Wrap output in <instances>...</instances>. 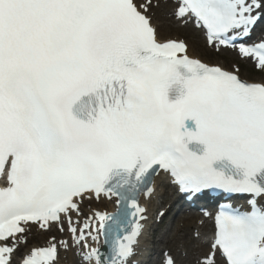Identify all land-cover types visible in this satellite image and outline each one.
I'll list each match as a JSON object with an SVG mask.
<instances>
[{"label": "bare ground", "instance_id": "1", "mask_svg": "<svg viewBox=\"0 0 264 264\" xmlns=\"http://www.w3.org/2000/svg\"><path fill=\"white\" fill-rule=\"evenodd\" d=\"M153 3L150 6V15L153 17V23L157 27V34L158 38L162 42H166L169 40H176L175 38L170 37L171 33L174 34H182L184 37L188 39V54L191 55L194 58L201 59V56H205L208 52H206L203 49L202 46V40L200 39L199 33L192 29L191 27H181L178 23H176L175 20H173L172 24H168L167 21V15L169 14L168 7L162 3L159 2V5L157 8H154V3L158 2V0H152ZM146 0H136V3L138 5L145 4ZM228 53L231 57H235L234 54L231 52L227 51L224 52V54ZM222 65H225L224 62L221 63ZM219 66V64H216ZM221 65V66H222ZM255 83H262V81H257ZM162 178H159L157 182H161ZM113 208V204L110 202H102V203H89V202H84V204L81 205L79 212L70 214L67 216L66 219L61 221L60 225H56L55 228L59 229L60 227L62 228L61 231H57L54 229L52 226H50L51 230L50 233H45V232H40L38 229L31 227V230L29 232H25L26 235L25 237L27 238V243H22L20 239L16 240L13 242V245L16 246V250L18 249L19 254H23L24 252H30L33 248L39 247V246H45L48 247L50 245L51 239L55 237V239L58 238L60 241L63 242L64 246L68 247V244L65 240L67 237L68 239L70 238L72 242V235L74 237L79 233L84 231V226L86 225V222L90 225L91 223L97 221V212L98 211H107V209ZM193 220L194 217L185 218L182 220L183 225L179 224V226H175L173 229V235L172 238L175 242H180L183 245V249H188L190 257L188 258L187 262L191 263L192 256L194 253H203L206 250V245L201 241H196L194 239L190 238V232L193 227H197L195 224L196 221L192 222V224H188L187 220ZM94 220V221H93ZM92 221V222H91ZM207 224L202 227V228H194L198 229V233H201L203 236H205L204 232L208 229ZM182 235H179L178 233H181ZM51 234H54L55 236H51ZM84 236L86 234H83ZM88 236V235H87ZM96 235L94 234V237L91 238V241L93 242L90 243L91 247H97L98 242H96ZM50 240V242H48ZM193 245H196L195 248H192ZM172 248L173 252L176 253L177 248L175 245ZM33 251V250H32ZM63 258L65 261L62 264H78L76 257L73 255L72 252H66L62 253ZM95 254V252H93Z\"/></svg>", "mask_w": 264, "mask_h": 264}, {"label": "rangeland", "instance_id": "2", "mask_svg": "<svg viewBox=\"0 0 264 264\" xmlns=\"http://www.w3.org/2000/svg\"><path fill=\"white\" fill-rule=\"evenodd\" d=\"M170 37L178 38V39L184 38L183 35L180 34V33L179 34H177V33L176 34L171 33ZM185 40L188 41V39L186 37H185ZM202 46H203V49L206 52H208L205 56H201V58H202L203 61L209 62V63H212V64H220L221 63V58H222L221 55L216 54L213 51H207L206 50L207 47L205 46L204 43H202ZM234 63L237 64V66L239 65V67L242 66V65H244V67L246 66L242 70V75H241L244 79H247L249 81H257V80L260 81L261 80V79H259V77H257L258 73L254 72L253 69H252V71H249L248 70L251 67L249 63H242L241 61L238 62L237 60L230 59L229 61H227V64H226L225 68L228 69V70L233 69L232 68V64H234ZM164 234L165 233L162 230L156 231L155 232V236H154V240L157 242L158 239H160L161 237L164 238ZM155 241H154V247H156V245H155L156 242Z\"/></svg>", "mask_w": 264, "mask_h": 264}]
</instances>
